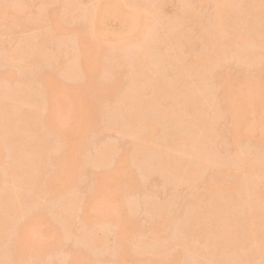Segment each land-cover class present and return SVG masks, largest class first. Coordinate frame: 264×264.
Wrapping results in <instances>:
<instances>
[{"label":"rangeland","instance_id":"374dc122","mask_svg":"<svg viewBox=\"0 0 264 264\" xmlns=\"http://www.w3.org/2000/svg\"><path fill=\"white\" fill-rule=\"evenodd\" d=\"M0 1H2V4H0V5H2V8H3V4H5L6 7L8 6L7 7L8 9L11 6H13L12 3H11V0H0ZM12 1L14 3L15 2H19L18 0H12ZM20 1H22V2H20L22 5H23V1H24V5H25V8H26V10H25L26 12H24L23 15H22V16H24L23 19L24 18L26 19V20L24 19V21L26 22L27 20H30V22L27 21L25 24H30L33 21H36L37 25H35L36 23H34V26H33V23H32V25L30 24L26 28L24 26V29H23L22 26H18L17 23H15V20L10 17V13H12L11 14V16H12L13 13H14L12 10H14V9L11 8L12 12H10V10H8L9 13L2 12L3 14H1V12H0V24L3 22V18H5V16H3V15L8 14V16L6 15V18L4 19V22L8 26H6V24H1L3 26L5 25V27H3V26L0 27V93H3V95H5V93L6 94H8V93L11 94L13 92L12 94L15 95V93L16 94H18V93L21 94L20 91L22 90L23 91L22 94L24 95L23 96L24 98H25L26 93H27L28 97H26V99L27 100L29 99V103H30L31 99L36 102L35 98L37 97V95H38V97H39V95H41L39 98L40 99H44V101L42 100L44 102V104L42 105L40 103L41 102L40 99H39V101H40L39 103L42 106H40V104H38V105H36L37 107L35 106L36 109H33L34 108L33 104H35V103H33V104L30 103L32 105V107H31V105L24 104L25 107L29 106L33 110H36V112L38 113V116L40 114V117H41L42 115L46 114V112H44L43 111L44 109H42V108H44L43 107L44 105H47V100L44 98L45 95L43 93L45 92V93L48 94V92L50 91V89H48L46 86L43 87V85H41L42 77H43L44 74H47V73L51 72L50 74L51 75H55L56 79L60 80L63 84L71 86V87H77V88L79 87L78 89H81V90H77V91L72 92V93L69 92V91L64 92L62 90H59L57 92L58 93V110H59L60 113H65L68 110H72V112L75 113V115H76V118H74V119L85 118V120L87 119L91 125L94 124V125L98 126V128H101L102 126H104L102 128H106L105 127L106 126L105 123H107V125H108V123H110L112 118H113L112 115H114L115 113L117 115H121L122 114L123 117L122 116H118L117 117V115H116V118L113 119V120H116V121L112 120L114 123L111 122L109 124L110 126L108 125L109 128L107 127V129L96 130L93 133L88 135V137H87L88 138L87 139L88 148H87V150H85L86 151V153H85L86 156L84 155V157L86 158L87 154H88V157L86 158V160L84 159V161H87V162H84V164H83L85 166V169L87 170L86 172L88 174L84 173L85 176L81 175V177L82 176H84V177L76 179V180H73L72 178H68L66 176L65 179H64L65 182L61 183V184H59V179H58L59 176H58L57 179L55 180V183H54V188L57 191H53L52 188H50V186L48 187L47 177H45L43 175L46 172L41 174V175H39V176H42V175L43 176L39 177L38 180H37V178H35L36 181H35V179H33L32 180L33 182H31V185H30V183H29L30 180L28 179V178H30L29 174L28 175L25 174V172H23L22 169L19 170L20 169V164L18 162H15L16 163V168L19 165L18 169H15V170H17V171L19 170L20 172H22V173H20V172L16 171L17 173H19L22 176V178L19 177V178H21L20 180H23L25 175L28 178L25 177L27 179H24V181H20L19 178H18L17 180H19V182L15 183L16 182V180H15V181H13L14 183L12 182L11 184L9 183L10 181L7 180V177H8L7 176L8 175L7 172H9L8 169H10V168L12 169V165L15 164V163H13V161H14L13 158H15L14 157L15 152L19 151V154H22L20 152H25L26 149H25V146L23 147L22 145H19V148L23 147V148H20V149H22V150L25 149V150L21 151V150H19L17 148L15 149V146H14L15 143L13 142L14 140L13 139L11 140V137L14 135V134L11 133V130H12L11 129L10 133L12 134V136H9L8 132H6V133L10 137V140L13 143L12 146L14 147V149L12 150V152L9 151V149L11 147V146H9V145H11L10 144L11 141L8 138L4 139V137L7 136L6 133H5V128H6L5 126L9 125L10 122H12L11 124L13 125L15 123L14 125L16 126V128H17V125H19L20 127L22 126V129H23V126H25L28 122L24 123L25 125H23V122H22L23 119L21 120L20 116L23 113H24V115L27 114L26 112H28L27 110H29L30 108L28 107V109H26V111H24L25 109H24V106L22 105L24 110H22V113H21V107L19 108L18 105H17L18 108H17L16 105H14V106H16L15 109H14L13 105H11L13 108L11 106L7 105V106H9V107H11L13 109V110L11 109V113H9V112L7 113L9 108L7 109V106H5L4 104H2L3 106L2 105L0 106V144L3 147V149H4L3 154L5 155V157H4L5 159L3 161H0V176L3 175V178H4L5 182H6V184H4V186H6V189H5L4 186H3L4 188L3 187L1 188V190L5 189V191L3 190L5 192V194H1V190H0V199H1V201H0L1 202V205H0V221H1V219L6 221L5 218L8 219L7 221H9V223L11 221H13L10 224L7 223V225L9 226L8 228H7L6 224H4L2 226V222H1L0 228L3 227V229H4L5 225H6V228H5V232L4 231L2 232L3 229H0V233H5L7 235V237L5 236V234H3V235L0 234L1 235L0 236L1 240L0 241H2V243L0 242V264H68V263L70 264L71 260H72L71 256H74V253H77V251L78 252H84V250H85L84 253H87V252H88V254L90 253V255H88L89 257L91 256V258H92V259L90 258L91 259L90 262H89L90 264H92L91 261H94L93 262L94 264H102L103 260H106L103 263L109 262V260H110V262L108 264H118L119 257H120L122 249H119V247H120L119 246L120 245L119 242L120 241H118L119 239H118V230L117 229L119 228L118 224L121 223V221H122L125 209H126L127 212H131L132 210H130V209H134L135 210V211L134 210L133 211H134V214H136L135 217L137 218L138 226H139V229H140L139 230L140 232H138L135 236L134 235H130L132 238L130 239V241H128L129 242L128 243L129 244L128 245V251L129 252L131 251L130 252L131 255L132 256L134 255L136 259L139 258L138 260H140V257H141V260L138 262V264H144L143 263L144 260L149 258V256H151V255L155 256V254H156L155 251L156 250L153 251L152 249H156L158 244H156V246H155V244H153L154 246L152 245L153 247L150 248L151 245L148 244L147 242H148L149 237H150L151 234H150V232H148L150 234L148 236L147 235L148 234L147 231H150V228H151L152 224H154L156 222L155 219L157 220V216L161 217L162 215H166L168 213L167 211H169V210L172 213V214L170 213L171 214L170 216L173 215L172 217H174V218L177 216L176 219L177 218L178 219L176 220V219L173 218V220H172L173 223L175 221V226H172V225H174L172 223L171 227L172 228L174 227V229H172V231H171V229L169 230L170 231V236H169L168 240L166 241V243L165 242L162 243V245L165 243L164 244V248L163 247H158L160 250H158V248H157V250L159 252L160 251L163 252L162 249L164 250L165 253L162 254L163 255L162 258H165V257L167 258L169 255H170V257L175 255L179 259H181L180 260V264H200L201 260H202L201 264H207V263L208 264H217L219 259L216 262L215 256L213 255L214 257H212L211 253L208 252V250H207L205 245L202 246L203 245L202 243H196L200 238H202V236H201L202 235V233H201L202 231L200 229L201 223H199L196 226L197 231H196V234H195V238H194V236L192 238V237H189L188 234L186 235V232H188L192 228H194V227H192V225H190L191 221H189V223H188V221H186V219L189 220L190 219V215H191V218H192V216L194 215L193 211H195V213L200 212L199 210H201L202 208L204 209L205 208L204 206L207 207L211 202L215 201L214 197H213L214 199L212 198L213 200L208 199L209 201L204 200V199H203L204 201L196 199V197L198 198V196L204 191V189L202 188V186L204 187L203 183L205 182V180H204L205 178L203 179V177H204L203 175H206V177L208 178L210 174H213V170H210V171L207 170L208 174L207 173L205 174V172L203 173V175H201L202 173L198 174L197 177H196V178H198V180H197L198 183L196 182V180H195L196 183L194 181L191 182L189 180H188V182H187V180L186 181L183 180L184 182H182L181 181L182 179H180V182L179 181L175 182V179H179L175 175V172H176V170H178L177 168L179 167V163L180 164L184 163V162H182L183 160L177 161L178 163L176 161H175V163H173L174 161L173 162H169V165L171 167L174 165V167H172V170H171L170 166L169 167L168 166L165 167V168L168 167L170 169H163L164 165L162 166L161 165L162 163L157 161L158 158H157V160H156V158L154 159V160H156V162H154V160L150 161V159H152L154 157H157L155 155L151 156L152 158L149 157V155H151L153 153H151L150 151H146L147 149L145 150L143 148L144 151L146 152V153L143 154L142 153L143 150H139V148L141 149V147L137 148V150H136V146H138V145L135 146L136 143L134 142V146L135 147L133 146V141L135 140V139H132L133 136H131L133 131L131 133L130 132L131 131L130 128L127 127V126L130 125V122L128 123V120L131 119V117L133 116L131 111H129V110L130 109L134 110V109H132L133 107L131 108V106H130V104L132 105L134 102L132 103L133 100H131L129 95L131 96V93H133L131 97H133V95H134V98H136V99L140 98L142 100L145 97L147 98V100H149V98L150 99L152 98L153 100H150L149 102H151V101L153 102L155 100V98H154L155 95L154 94L156 92H154L155 89L153 90V88L155 86H153V88H152L151 85L152 84L155 85V81H157V80H160L159 82L161 84L163 83L162 81L165 80L166 83L168 82V84H166V83L165 84L168 85V86H170L169 84H171V87H172V85L176 84L175 88L173 87L174 91H175V89H176V91H179V86H181V84H178L179 82L178 83L177 82L174 83L176 81V77L174 76V73H172V75H173V78H172V75H169L170 73H168V72H174V70H175V68L171 67L172 65H170V62L173 61L171 64H174V62H175L174 65H176V63H177L176 59L178 60V63H180L181 61L177 57H176V59H175V57L172 58V56H175V55H171V58L173 60L170 61L171 60L170 55H169L170 53L171 54H176L177 52L173 53V51L175 52V50L178 51L179 49L182 48L183 51L179 50V51H182L180 53V55H183L185 57L184 60H186L187 63H188V61L190 62V57L192 56V53H193V55L196 54V56L193 59H196V57L199 58V59L205 58L209 54H208V51L206 49L207 47L203 44L202 41L201 42L199 41L201 39L200 38L201 37L200 34L208 33L209 31L207 32V30H209L210 27L214 26V24L215 25H217V24H222L223 25L224 29H222L221 34L224 36L225 42L232 43L233 42L232 41V34L234 33V30H239V31H243V32L249 31V33H255L256 32V30H255L256 27H254V29H252L253 26H254L253 24H255V26L257 24V27L260 26V24H263L264 21H262V19L264 20V18L262 16H260L259 14H258L259 17H258L257 14H255V15L252 14L250 12L251 10H249L252 7L249 8L250 4L248 2L246 3L245 2L246 0H244V1L243 0H241V1L239 0L240 1L239 4H242V5H240V8H238V9L241 10V11L238 10V13L240 12L237 15L239 17V19H238V17H235L237 13L234 11V8L232 6V2L234 0H197L195 3H193L194 5L192 4V6H193L192 8L190 7L191 6L190 4H186L188 2H185V4H183L184 2H182V1H187V0H182V1L181 0H170V1L168 0L169 2L165 3L166 5H162L163 7L161 6V4H158L159 3V2H157L158 0H117L124 7L125 6L128 7L126 9H128L130 12L139 13V14H142L143 16H145L147 24L149 26V30L153 29V30H151V33L155 34L154 37H157L156 39H158V40L160 39V36H161L160 34L161 33L163 34V32L159 31V29H161V28L162 29H166V30H164V32L165 31H169L170 29L167 30V28L169 27L168 25H170V23L172 24L173 22H175L172 25L173 27L170 25L171 27H169V28L172 29V31H173L172 34L175 33L174 36H177L176 33H178V32H174V31H176V29L178 28L179 24L183 25L182 24L183 22H181V21L184 20L185 16L188 19V17H187L188 14L184 15L187 12L185 10L189 9L190 12H188V13H191V12L193 13L194 12L192 14V16L195 14L196 17L198 16L200 18V20H202V21L199 22L198 24H196V23L194 24V23H191V22L189 23V25L191 26L190 31L192 32V36L193 35L195 36V37H192V40H193V38L195 39V40H193V42H194L193 45L194 46H192V44L190 43L191 44L190 46H191V48L193 50L190 47H187V45L189 46V41L187 40V36H186V39H184L185 36H184L183 33H182L183 37L182 36L180 37V35H178V38L181 39V40H178L176 42V49L174 50L172 48L175 45L169 47V49L172 50V51H170V53H169V49L168 48H164V50H163V47L166 46V45L161 47L163 44L161 45V44L155 43V44H157V46L155 44H153L155 38L152 36L153 39H151V37L148 34L149 30H147L146 33L143 32L142 34H139L137 39H134V40L133 39H127V38H120L119 37V38L115 39V41L113 43H111V44H108V45L101 44L99 49L96 50V51L91 50V49H87V50H89L92 53V57L96 61L92 64V71H93L92 73L93 74L91 76H87L86 77V75L84 73H81L83 71L81 69L83 53L80 50V48L77 46L78 35L75 33V30H77L79 27L87 26V18H88L87 14L92 12L94 7L97 6L100 3V1L102 2V4H104L107 0H53V2L52 1H47V0H20ZM68 1H71V4ZM244 2L247 5L244 4ZM253 3H255V5H258L259 8H262L264 10V0H253ZM6 4H8V5H6ZM157 4L159 5V7H158ZM5 6H4L3 9L1 8L2 11H6L7 10ZM71 6H73L74 8H72ZM4 9H6V10H4ZM255 10H256V8H255ZM183 11H185V13ZM252 11H254V10H252ZM119 12L123 13L124 11L119 10ZM52 13L56 14V17H57L59 23L63 27H65V29H67L68 32H69L66 35H64V32L60 33L61 36H62L61 38H58V36H60V35H58L56 37L57 34H54L55 33L54 32V28H56V27L53 26V21H54V19L56 17L54 18ZM181 14L184 15L183 18H181L182 17V16H180ZM263 14H264V12H262V15ZM1 15H2V18H1ZM188 16H190V14ZM7 17L9 19L11 18L12 20H14V23L12 22L11 19H10L11 21L7 20ZM240 17H241V19H240ZM179 18L182 19V20L180 19L181 23H179V21L177 22V19L179 20ZM37 20L38 21L40 20V21L38 22ZM191 20H192V17L190 18V21ZM176 23H178V24L175 26ZM200 23L201 24L203 23V24L199 25ZM163 24L166 26L165 28L162 27ZM174 26L177 27V28H175ZM205 26H208V28H209V29L206 30V33H205V29H206ZM61 29L62 28H60L58 32H61ZM180 29H182V28L180 27ZM250 29L253 30V31H250ZM157 32H159V33H157ZM170 32H171V30H170ZM158 35H160V36L158 37ZM29 36H31L30 40L32 39V37H33V39L36 40L35 44H37V45H35V47L37 46L36 48H38V51H37L36 48H33L32 44L31 45H32L33 49H30L31 47L30 48L28 47V46H31V45H29V43H26V41L27 42L29 41V42H32V43L35 42V41L33 42V39L30 41L29 40ZM27 37H28V39H25ZM197 37H199V38H197ZM56 38L58 40H56ZM263 38H264V36H263ZM37 40L38 41L41 40V41L38 42ZM151 40H153V41H151ZM192 40H191V42H192ZM261 41L263 42L264 40L261 39ZM25 43L27 44V46H26ZM145 43H147V44H145ZM180 43H181V46L180 45L178 46L177 44H180ZM22 44H24L26 47L24 45H22ZM39 44L40 45L42 44L41 47L39 46ZM143 44L145 45L146 48L148 47L147 46L148 44L149 45L152 44V45L149 46L151 48H149V49L147 48L146 53L148 54L147 55L148 59L150 57L153 58L154 54H157L154 57V59L156 58L157 60L155 59V61H154V59L150 58V60H152V61L148 60V62L145 63L146 67H144V66H142V68L140 67L142 70L143 69H145V70L142 71V70H140L138 68L139 71H137L138 69L134 70L136 67L133 66V62H132V64H129V62L131 63V61H128L125 58H127V56L129 58L130 55L132 54V52L135 50L133 52L134 55L132 56V57H134L136 55L135 52L136 51L138 52V49L140 48V46H144ZM110 45H112V46H110ZM153 45L156 46V50L157 51L154 50L155 48L153 49L154 51L152 50V47H154ZM19 46H21L22 49H24V47L27 48V49H30L31 53H33L32 51H34V49H36L35 51L38 53V54L35 53V58L34 59H32L30 62L28 61L29 63L27 62L29 64L28 68L30 67L29 69L26 68L24 66L25 64L22 63V62L19 63V61H15V60H14V62H12V60H11L12 58L10 59V61H8L9 58H10L9 53L15 51L17 48H19ZM158 46H160L162 48V51H159L160 49L158 50V48H159ZM168 46H170V45H168ZM168 46H166V47H168ZM122 47H124V48H122ZM125 47L127 48V50H126ZM108 48H111V49H108ZM120 48L124 49L122 51V54H124L123 57L125 56L124 57L125 60L122 59L123 57H120V60L118 58L120 56V54H118L117 52H118V50ZM121 49H120V51H121ZM150 49H151V53L149 52ZM190 49L193 52L189 51ZM128 50H132L130 52V54H129ZM166 50H167V52H166ZM179 51H178V54H179ZM126 52H127V54H126ZM259 53L261 54V58H264V49H260ZM33 54H32V58L34 57ZM36 54H37V57H36ZM41 54H43V55H41ZM116 54H118V55H116ZM150 54H151V56H150ZM160 54H161V56H163V55L164 56L160 57ZM6 55H7V57H5ZM49 55L51 57L52 56L53 57L51 58ZM165 55H167V56L169 55L168 57L170 59L168 60L167 56H165ZM47 56H49L50 58H47ZM45 57H46V59H45ZM165 57H166V60L164 61ZM131 58H130V60H131ZM35 59H36V61H35ZM161 59H163V60H161ZM33 60H34L35 63L32 62ZM159 60L165 62L166 65H168V63H169L170 66H168V67L169 68L171 67V68L169 69L165 65V63H163L161 61L159 62ZM261 60L263 61V59H260L259 60L260 62L259 61L256 62V61L252 60L253 62L250 64V66H245L244 64H241L237 60H234V59L232 60L231 59V60H228L227 62L223 63V65H221L220 67H216L215 66V67H212L210 71L208 70V73H209L208 75L209 76L205 80H204V78L206 76L203 79L201 77H199V75L196 76L198 78H196L194 80L195 81L196 80H198V81L201 80V82L197 81L198 82L197 84H199V83L203 84L204 86L202 85L201 88L204 87L203 88L204 90H202L199 93V97H198V95H197L196 98L189 96L190 101H191V98L194 99V100L198 98L197 99L198 101L195 100V101H192L191 103H189L190 101L187 102V98L188 97L187 98L185 97L186 99L183 98L184 100L181 99V101H178L179 99H175L176 102L177 101L179 102L178 104H180L183 101L184 104L187 103V105L182 107L183 113L182 112L181 113L183 114L182 115L183 117L181 119H184L183 122L181 121L180 122L181 124H178L180 126H178V125L176 126V127L181 128V129L183 127V129H182V131H180L181 129L178 128L179 129L178 130L177 128H175L173 126V129H174L173 131L174 132L171 135V137H174L173 135H174L175 131L176 132L178 131L177 132L178 134H179V132L180 133L184 132L183 130L186 131L187 128L189 127L188 125L192 124L194 121L198 122V121L201 120L199 117H202V120H203V119H207L206 117L209 116L210 117V121H213L214 116L216 117V116L220 115L221 116L220 119L223 118V117L224 118H223V120L221 119L222 122L218 121V123H221V124L217 123L218 124V125H216L217 128H216V126L213 127L214 131L216 130V132L218 133V134L215 133V135H218V136H215L217 138H216V140L214 138V142L215 141L217 142V139L219 138L218 139L219 140L218 144H220V142H221V144L224 145L221 148L223 149L222 150L223 153L225 151L226 155L221 154V155H223V156H221L220 154H218V156L219 157L220 156L221 157H226V158L232 159V160H234L233 158H240V157L251 158L252 157L251 158L252 160H256L258 162H261V160L264 159V156H262V154L264 152L261 153V151L264 150L263 149L264 148L263 147L264 144L259 145V147H261V146L263 147V148L262 147L260 148L261 151L259 152L260 153L259 154L258 150H255L256 147L255 148L253 147V144H252V141H251L252 133H249V132H247L248 134L247 133L246 134L245 133L244 134L240 133V138L237 137L236 135H232L231 133L229 134L230 129L234 128V125H233V122H232V118L230 116H232L233 114L244 112V110H240L241 107H240V109L233 108V109H230L229 112L225 113V115L221 114L222 113L221 111L223 110V106H224L225 91H224V89H223V87L221 85H218L220 83L218 82V77H217L219 75V76H221L223 78L224 81H226V82L229 81L231 84H233V86L231 88V94H232L231 97L237 99V98H239L242 95L243 92H245L246 90L249 89V83H247V79H248V81L250 80L249 78L260 79L258 82L264 88V80H263L264 76H260V73L257 72L258 68L256 67L257 65H259V63H260L259 69H261V67L264 66V62L261 63ZM157 61H158V63L155 64V62H157ZM150 62L152 64H150ZM148 63H149V65H148ZM159 63H162V64H159ZM178 63H177L176 66L180 65ZM19 64L22 67L18 66ZM22 64H24V65H22ZM129 65H131L132 68ZM150 65L151 66L154 65V66L151 67ZM160 65H162V66H160ZM182 65L185 66V64H182ZM76 67H77L78 70L75 69ZM186 68H190V67L186 66ZM146 69L148 70L149 73L147 72L148 74H146V73H144L143 75L141 74L140 75L141 76L140 77L141 78L140 79L141 80L140 86H139V83H137V85L139 87H141L142 85H144V82H146V81H147L148 84L146 83L144 86H142V89H143V92L141 91V95L142 96L138 95L139 97L137 98L136 97L137 96V92H140V91L139 90L135 91V88L133 87L134 88L133 89L131 87L133 84H134L133 86L137 87L136 81H135L137 79V75H135V73L136 74H137V72L143 73V72L147 71ZM172 69H173V71H172ZM9 70H11L13 75H14V77L12 79L4 76V74L7 71H9ZM168 70H171V71H168ZM186 70H188V69H186ZM192 70L193 69H191V71ZM73 72H75L76 74L74 73V75H73L72 74ZM186 72H188V71H186ZM145 74L148 75V77H150L151 82H149L150 80H148L149 78L146 77ZM192 74L196 75L197 73L193 72ZM133 75H135L136 77H134ZM154 75H155V78H153ZM158 77H160L161 79L160 78L157 79ZM166 77H169V78H166ZM177 78H179V77H177ZM190 78L192 80L191 76H190ZM222 78L219 77V79H222ZM143 79H145L146 81L143 82ZM131 80L134 81L135 83L132 82ZM169 80L172 81V82H170ZM178 80L179 79H177V81ZM113 81L114 82L115 81H119L120 82L121 86H119V89H117L118 90L117 91L118 94H116V96L118 95V96H120V97H122L124 99H122L120 97L118 98V96H117L116 98H113V100L111 99V101L110 100L109 101L108 100L107 101L104 100V102H102L101 100H99V101L95 100L96 97L101 94V91H100L99 87L101 85H103V84L104 85H106V84L109 85L111 82L113 83ZM131 82L133 83L132 85H131ZM122 84H123V86H122ZM201 84L199 86H201ZM89 86H92V88H93V89H91L92 91L90 90ZM147 86L149 87V89L146 88ZM139 87H137L136 89H138ZM144 87H145V89H144ZM205 87H207L209 89L208 91H212L213 90L212 94L208 93V95H209L208 98H210V99H208V101L211 100L212 98H213L212 100L214 101V96H215L216 109H214V110H215V113H216V112H218L216 110H218V108H219L220 111H219L218 115L214 114V112L212 110L214 107L212 109H209V111L211 112V113H209L210 115L208 113H206L208 116L207 115L206 116L203 115V112H204L203 110H202L201 113H199L200 112L199 110H201V109H195L197 107H195L193 103L198 102V105H196L197 103L195 105L196 106H200L199 105V101L201 99L199 100V98L202 97L201 96L202 94L204 95L206 93L205 91L207 90V88H205ZM29 88H30V90H29ZM171 89H170V92L173 91V89L172 90ZM27 90H29V91H27ZM151 90L154 93L151 92ZM17 91H18V93H17ZM24 91L25 92L27 91V92L24 93ZM30 91H31V93H30ZM28 92H29L30 95L28 94ZM119 92H120V94H119ZM180 92H182V90ZM202 92H205V93H202ZM57 93L56 94H52L51 95V99H53V98L56 99ZM121 93H123L122 96H121ZM135 93H136V95H135ZM171 93L175 94L174 92H171ZM179 93L177 95L178 98L181 97V95ZM185 93L186 92L184 90L183 91V95ZM31 94L36 95V97L35 96L32 97ZM42 94L44 96L43 98H42ZM152 94H153V96H152ZM206 94H205L206 97L204 96L205 99L208 96ZM179 95H180V97H179ZM185 95L188 96L187 93ZM94 97H95V99H94ZM127 97L130 98V99L128 100ZM136 99H134V101ZM128 101H130V102H128ZM206 101L207 100H204L205 103H206ZM176 102L174 104H176ZM201 102H203V101L201 100ZM204 102L202 103V105L204 104ZM134 104H133V106H134V108H136L137 106L135 107L136 104L135 105ZM212 104H213V102H212ZM202 105H201V107H202ZM208 105L210 107H208ZM213 105H215V104H213ZM127 106H128V109H126ZM186 106H188V107H186ZM193 106H194V110H196V111L198 110L199 112H195L194 110L192 111V109H188L189 107L193 108ZM203 106L204 107H202V108L204 110L206 109V107L211 108V105L209 103H207L206 105L204 104ZM217 106H219V107H217ZM4 107L7 110H5ZM37 108L41 109L40 112H38ZM117 108H119V112H121V113L118 114L117 112H114L115 110H117ZM32 109H30L31 112L33 111ZM30 110H29V112H30ZM112 110H114L113 114L111 113ZM190 111H192V112H190ZM209 111H206V112H209ZM36 112L33 111V113H34L33 116H35V118H37V116L35 115ZM128 112L131 113L130 118H128V116H129ZM194 113H195V116L193 115ZM197 113H199V114H197ZM212 113L214 114V116H213ZM8 114L9 115L11 114L10 115L11 117L7 116ZM110 114H111V116H110ZM126 114H127V116H125V118H124V115H126ZM134 114H136V113H134ZM196 114L198 116L200 115L198 117L200 120L198 118H196L197 117ZM201 114L203 116H201ZM27 115H29V114H27ZM26 116H25V119L23 120L24 122H25L26 119L28 120V118H26ZM204 116H205V118H204ZM30 117H31V114H30ZM30 117H29V120H30ZM40 117H39L38 120H40ZM110 117H112V118L109 121ZM32 118H31V120H32ZM35 118H33V119H35ZM43 118H45V116ZM119 118L121 119V121H120ZM197 119H198V121H197ZM125 120H127V123H125ZM32 121H30V122L33 124ZM35 121H37V120L35 119ZM118 121H120V122H118ZM69 122H71V121H69ZM39 123L36 122V124H38V125L35 126L36 129H34V130L36 132L37 131L39 132V133H37L38 137L40 135L42 137V140L40 139V142L42 141L41 145L39 144L40 146L36 145L37 144L36 140L38 139V137H37V139L34 137V135H36V132H35L34 135H32L31 132L28 135V131H27V130L30 131V128L32 129V127L34 126L35 122H34L32 127L29 126L30 123L27 124L29 127L26 126V128H29V129L24 128L23 130L24 131L26 130L25 133H24V131L21 128L19 129V130H21V132L23 131L22 133L26 135L25 136L26 140H29V142H30L31 139H33L32 136L34 137V140L36 139L35 141L33 140L34 141V144L32 143L33 145H31V143H28V144L24 143L25 145H29L31 147L33 146L32 150H31V147H29L30 148L29 149L28 146H26V148L29 149L27 151L29 153V155H28V153H26L28 155L27 159L31 160V159L38 158V157L45 159L46 156L45 157H40L41 155L39 153L35 155V153H37L40 150L39 149L36 150L34 148V146L35 147L39 146L38 148H40L42 146L43 142L46 145L45 150L48 153V154L44 153V155L47 154L48 157L50 158V160L52 159V157L56 158L55 156L60 157L64 153L65 148L67 149L72 144L77 146V144L74 143L73 140L70 139L69 137L64 138L63 140L60 139L58 141V139H57V137L55 135V132L52 129L54 128L55 130L61 131V130H63V126L58 125L57 122H55L52 125L53 128L45 126L46 124L44 123V120L39 122ZM119 123L120 124L122 123L123 125L121 124V126H120ZM111 124L113 126H116L117 124H119V125L117 126V128H115V127H112ZM214 124H216V123H214ZM12 125H11V127H12ZM124 125H126V126H124ZM99 126H101V127H99ZM39 127H40V130H38ZM111 127H112V129H111ZM7 128H8V126H7ZM14 128L15 127H13V130H14ZM16 128H15L14 131H17ZM168 128L170 129V126H168ZM168 128H167V130L165 129L166 131L165 130H163V131H164L165 134H167V138L168 139H166V140L170 141L171 140L169 138L170 135H168L169 132L168 133H166V132L167 131H171L172 127H171L170 130ZM9 129H10V126H9ZM9 129H6V131H9ZM127 129L130 130L129 132L131 134L129 132H126ZM131 129H132V126H131ZM163 131L161 132V135L158 133V135L156 134L158 137H155V138H157L155 141L159 142L158 144L161 143V145L162 144L164 145L163 141L165 140L164 138H166V135L165 136L162 135ZM19 132H18V135L21 134ZM3 133H5L6 136ZM177 133H175V134H177ZM3 135H4V137H3ZM16 135H17V133H16ZM27 136H29V139H28ZM161 136H163V138H160ZM177 136H175V137H177ZM13 137L16 139L15 135ZM23 137L24 136H22V138ZM17 138H18V136H17ZM159 138H160V140H159ZM6 139H8V141ZM9 141H10V143H9ZM33 141H31V142H33ZM38 141H39V139H38ZM214 142H213V144H215ZM167 143L168 142H166V144ZM213 144H212V146H213ZM45 145H43V146H45ZM216 145L217 144H215L214 146H216ZM254 146H257V149H259L258 145L254 144ZM7 147H9V148H7ZM132 147L138 153L141 152L143 156L144 155L146 156V157H143L144 160H140L142 158V155L140 153H139L140 154L139 156L141 158L139 157V159H137L138 158V157H136L137 154H135L134 152L131 151ZM219 147H220V145H217L216 147H213V149L217 148V149L220 150ZM78 148L80 149V145L78 146ZM123 149H128V151H130V153L132 155V156L130 155V157L134 156L136 158H134V157L133 158L136 159V161L138 160L137 163H136V161L133 158H130L132 160L129 163L131 172L135 174L136 185L131 188L130 187L131 183H132L131 181H127V182H124L122 184L114 183L115 174H112V175L110 174L106 178V180L104 182V186H103L106 190L108 189L110 191V194L104 193L103 195H99V196H97L95 198H91V201L92 200L96 201L99 198V202L97 204L94 203V207H95V209H97V216L95 215V219L94 220L88 221V222H95V223L86 224V222L82 219L85 210L81 206H83V202L86 199H88L91 196L92 192H93L92 190L94 188V185H93L92 177H93V175H95V176L99 175L101 172H103V171H105L107 169L105 166H102L103 168H99L100 167L99 165L95 166L91 162H93V160L97 156H99L100 154L103 155L105 152H107L106 154L108 155V157H110V155H114V153L119 154L120 150L122 151ZM30 150L32 152H34L36 150V152L34 154H32V152ZM43 150L41 149V151H43ZM135 150H133V151H135ZM214 150H212V151H214ZM72 152L74 154V157H76L77 156V148L76 149L75 148L72 149ZM216 152H217V150H216ZM219 152L220 151H218V153ZM250 152H252V153H250ZM147 153H148V155H147ZM257 153L259 154V158L257 156ZM19 154H16V157L19 156ZM41 154H42V152H41ZM106 154H104V155H106ZM30 155H32V156H30ZM33 155H34V157H33ZM37 155H39V156H37ZM260 155H261V158L263 157V159L260 158ZM31 157H33V158H31ZM111 157L109 159L113 160L114 156H111ZM229 157H231V158H229ZM255 158H258V159H261V160L259 161V160L255 159ZM27 159L25 161H27ZM89 159H91V162L89 161ZM115 159H117V158H114V160ZM145 159L147 161H150L151 164L146 162ZM50 160L47 159V162H45V163H50ZM139 161H141V162H139ZM143 161H145L149 165L145 166L143 164L144 163ZM45 163L44 164L42 163V164L45 166L46 165ZM155 163H157L158 166ZM42 164H40V165H42ZM43 165H42V167H44ZM160 165L163 167V168L161 167L162 170L161 169L157 170L160 167ZM47 166H48L49 170L52 169L51 168L52 167L51 164H49ZM181 166H182V164H181ZM6 167H7V171H6ZM44 168H45V171L48 170V169H46V167H44ZM49 170H48V172H49ZM164 170H167V171H164ZM173 170H175V171H173ZM54 171H56V169H54ZM164 173H166L167 176ZM232 173L235 176L243 178L242 172H239V171H234L233 172L232 171ZM23 174H25V175H23ZM125 174H128V169H126ZM169 174H172V175H169ZM173 174L175 175L176 178L173 176ZM167 177H168V179H167ZM25 180H27V183L29 184L30 187H32V185H34L33 186L34 188L32 187V189H33V192H34V190L36 192L35 193L36 198L32 197L33 192L31 190V188L28 186V184L27 183L26 184L23 183V182H25ZM7 181H9V182H7ZM17 184H20V185L23 184V185H25V187L27 186L29 189L28 188H25V189H27L28 194H30L29 192L31 191L32 195L31 194L28 195V196H27V194L25 195V193H27V192L24 191V188H23L24 186L22 185L23 187L21 186V188H16V187L20 186V185H17ZM11 185L14 186L17 190L20 189L18 191H20V192L24 191L25 192L24 194L22 193V195L27 197L26 200H25L26 202L27 201H29V202L31 201V203H29V204H28V202H27V204L26 203L24 204L26 206V207H24L26 209V211L24 209L23 213L27 212L25 214L24 221H26V219H29V217L30 218L35 217L36 218L35 220L38 221L37 225H40L39 231H40L41 237H42V239L44 241L43 242L44 247L42 248L44 256H42L43 255L42 253H41L42 255L41 254H39V255H41L40 257H44V258H40L38 256L39 257V260H38V257H34V256L30 255L32 258L28 257V259H26V261L23 260V259H20L21 260V262H20L19 258H17L18 259V261H17V259L14 258V256L12 255V253H13L11 251L12 243L8 244V240H9V242H12L13 237L16 238L17 235L14 236V234H15V232H18V231L21 230L22 227L19 229V222L23 221V217L24 216L21 213V215L23 217L21 218V215H19L18 218H17V216L13 215L14 214L13 212L10 213L11 211L8 208H7L8 209V211H7L6 208L3 207L4 205L2 204V201H3V199H5V196L3 197V195H6V197H7L8 196L7 195L8 192H6V191H8L10 188H12V190L15 189ZM129 188H131L132 192H129V194H127V192L129 191ZM21 189H22V191H21ZM121 190H123V192ZM4 192H2V193H4ZM39 192L41 193L40 196H39ZM123 193H125V195ZM119 194H122V197L124 195V197L122 199H120L119 201H117L116 196L119 195ZM128 195H130L131 197L130 196L128 197ZM76 198L78 199V201H77L78 204L76 203V205H75L74 203H75V200H77ZM32 200H34V202H32ZM68 200H70L71 202L73 200L74 201H73V203L69 202V203L65 204V206H64L63 203H65ZM80 202H81V204H80ZM232 203H233V206H232L233 208L235 206V208L238 209L240 205L244 206L242 203L236 202V201H233V200L230 201V204H232ZM236 203H238L240 205H238V204L236 205ZM72 204L75 205V206H72ZM152 204H155V206H158V208L160 206V209H162L163 206H166L167 208H163V209L164 210L168 209V210L167 211L165 210V213L161 214V212L159 211L160 209L158 210L154 206L156 208L157 212H159V214L157 215L155 212L152 211L154 209V207L152 208V210L150 209L153 206ZM212 204H210V205H212ZM60 205L64 206V207L69 205V207H71L69 210L73 209L72 207H74V208L76 207L75 209H73L72 216L70 215L71 217H73L72 221H74V222L72 223L71 220L69 221V219H72L71 217H69V219L68 218L66 219V221L71 222L70 224H73V226H71L72 228L70 227L69 223L67 225H65V223H67V222L65 221V219H62L63 217L61 215L63 214L62 213L63 211L61 212V209H60L61 206ZM132 205H133L134 208L133 207L131 208ZM129 206H130V208H128ZM69 207H66V208H69ZM3 208L5 209V211H4ZM240 208H242V211L245 210L244 209L245 206H244V208L240 206ZM240 208L238 210L236 209V211L241 210ZM99 209H102V212H99ZM163 209H162V212L164 211ZM59 210H60V212H59ZM69 210L68 211H66V210L64 211L65 215L67 214L66 212H69L68 215L70 214V212L72 210L71 211H69ZM154 211H155V209H154ZM32 213L34 214V216L32 215ZM154 214H156L157 216L154 215ZM59 215L62 218H60ZM13 218H15V220ZM65 218H66V216H65ZM11 219H13V220H11ZM18 219L19 220L21 219L22 221L18 222L17 221ZM61 219H62V221H61ZM158 219H159V217H158ZM47 220H50V221L53 220V222L56 223V225L58 227L57 234L60 233V239L59 240H58V238H56V240L51 238L52 235L54 234V232L51 229L49 230L48 227L46 226V225H48L47 224V222H48ZM15 221H17L18 224L17 223L16 224L18 226L16 224H14ZM63 221H65V222H63ZM176 221H177V223H176ZM185 223L186 224L188 223V226L185 225L186 229L188 228L187 229L188 231H185V232L181 233L180 230L181 231L185 230L184 226H183V228L181 227ZM68 225H69V227L71 229L70 233H69V231L66 230V229L69 230V228H67ZM14 226H17V229L14 228ZM175 227H179V228L181 227V228L179 229V228H175ZM189 227L190 228L192 227V228L190 229ZM176 229H177V231L178 230L179 231L178 232L175 231ZM173 230H174V232H173ZM191 231L195 232L194 230H191ZM263 231H264V228H263V230L261 232H263ZM144 232H146V234ZM189 233L191 235L192 232H189ZM19 234L20 233H18V235ZM143 234H145V235H143ZM179 234H185L186 236H188V238H191V239H187L186 236L183 237L184 235L181 236ZM263 234H264V232H263ZM199 235L201 237L198 239ZM2 236L4 238L5 237L6 238L4 239ZM57 236H59V234ZM89 236H91V237L89 238ZM146 236L148 238H146V240L144 241ZM86 239H88L89 241L86 240ZM192 239H194V240L192 241ZM196 239H198V240L195 241ZM3 240H5V241H3ZM100 240L103 242V244H102L103 246L102 245L100 246L101 249L98 248L99 247L98 243L95 245L96 241H100ZM188 240H190V241H188ZM200 240H199V242H200ZM84 241L87 242V243L85 244ZM194 242L197 244V247H196ZM191 243H192V245L194 244V246H192ZM10 244H11V246H10ZM45 244L47 246V249L45 247ZM145 244H147L146 245L147 247L149 246V251H145L144 250ZM8 245H9V247H8ZM141 245H143V246H141ZM140 246L143 248L142 250H144V251L141 252V250H140L141 247ZM191 246H192L193 249H195V248L199 249V253H200L199 255H202L201 258H200V256H198V252H196L197 255L195 253H192L195 250H193L191 248ZM129 247H131V248H129ZM147 247L145 249H148ZM8 248H9V254L11 253L10 257H8L9 256ZM44 248L46 249L45 250L46 252L44 251ZM258 248H260L259 244H258ZM188 249L189 250L191 249L190 253H189ZM81 250H83V251H81ZM151 250H152L153 253L151 252ZM206 250H207V253H203L204 251L206 252ZM253 250H255V249H253ZM256 250H258V249L256 248ZM261 250H262V248H261ZM261 250H259L260 253H261ZM196 251H197V249H196ZM137 252L138 253L141 252V254L144 253V254H148V255L142 254V256L144 258L142 256L139 257ZM147 252H149V253H147ZM154 252H155V254H154ZM253 252L254 251L251 250L249 252V254H246V256L252 255ZM202 253L205 254V255H203ZM157 254L161 255L160 253H157ZM241 256H245V254L242 253ZM249 256L246 257L247 259H245V261H247V262L251 261L250 262L251 264H255V263L261 264V263H258V262H261V260H258V261L255 260L254 261V258L253 259L251 258L253 260V262H252V260H249L250 259ZM198 257H199V259H201L200 261H199ZM209 257H210V259L208 260ZM205 258H207V260ZM234 258L235 257H233L232 260H234ZM13 260H15V261H13ZM228 260H229L228 263L229 262L233 263V261H230L231 258H229ZM238 260H239V263H240V261L242 262V264L247 263V262L242 261L241 259H238V258H237L236 261L235 260L234 261L238 264ZM220 263L221 262H219L218 264H220ZM226 263H227V261L224 264H226ZM232 263H229V264H232ZM250 263H247V264H250ZM262 264H263V261H262Z\"/></svg>","mask_w":264,"mask_h":264},{"label":"bare ground","instance_id":"6f19581e","mask_svg":"<svg viewBox=\"0 0 264 264\" xmlns=\"http://www.w3.org/2000/svg\"><path fill=\"white\" fill-rule=\"evenodd\" d=\"M18 1L19 2H15L14 3L11 0V3H12L13 6H11L9 9L7 8L8 6L6 7L5 4H3V8L5 6L6 9H7V10L4 9L6 11H2L1 10L2 5H0V10H1L0 12H1V14H3L2 12L9 13L8 10H10V12L13 11L14 13H13L12 16H11L12 13H10V17L15 20V23H17L18 26H22L23 29H24V26L26 28V27H28V25H30V24L32 25V23H33V26H34V23H36V21H33V20H32L33 22L31 21L32 23L25 24L27 21L30 22V20H27L26 22L24 21L25 18L23 19L24 16H22L23 13L26 12L25 11L26 8H25V5H24V1H23V5L20 3L22 1H20V0H18ZM47 1H52L53 2V0H47ZM169 1L168 0H158L157 2H159L158 4H161V6H162V5H166L165 3L169 2ZM196 1L197 0H187V1H182V2H184L183 4H185V2H188L186 4H190L191 5L190 7L192 8L193 7L192 4L195 3ZM240 1L239 0H234L232 2V6L234 8V11L237 13L235 17H238L237 15L240 13V12L238 13V10L241 11L240 9H238V8H240V5H242V4H239ZM68 2H70V4H71V1H68ZM245 2L246 3L248 2L250 4L249 5V8L252 7L251 9H249V10H251L250 12L252 14H254V15L255 14H257V15L259 14L260 16H262L264 18V16H263L264 14L262 15V12H264V10L262 8H259L258 5H255V3H253V0H251V1L250 0L249 1L246 0ZM245 2H244V4H246ZM0 4H2V1H0ZM8 4H6V5H8ZM73 6H71V7L74 8ZM158 7H159V5H158ZM11 8L14 9L15 11L12 10ZM126 8H128V7H126V6L124 7L117 0H107L104 4H102V2L100 1V3L97 6L94 7L93 11L90 12L89 14H87L88 15L87 16L88 17L87 18V26L79 27V28L77 27L78 29L75 30V33L78 35L77 46L80 48V50L83 53V56H82V64H81V69L83 71L81 70L82 71L81 73H84L86 75V77L87 76H91L93 74L92 73L93 72L92 71V64L96 61L92 57V53L89 50H87V49H91V50L96 51V50L99 49V47H100L101 44H104V45L111 44V43H113L115 41V39H117L119 37L120 38H127V39H133L134 40V39H137V37L139 36V34H142L143 32L146 33L147 30H149V26L147 24V21H146V17L145 16H143L142 14H139V13H132V12H130ZM255 8H256V10H255ZM119 10L124 11V12L121 13V12H119ZM252 10H254V11H252ZM185 11H187V12L184 15H187V14L189 15L190 14V16L187 15V17H188V19H187L186 16L184 17V15H182V14L180 15V16H182L181 18L184 17V20L185 19L186 20L185 21L184 20L181 21V22H183L182 23L183 25H180L179 24L178 28L175 27L178 23L175 24L174 27L177 28V29L174 32H178V33H176L177 36H174L175 33L172 34L173 31H172L171 28H169L175 22H173L172 24L170 23L171 26L167 24L169 26L167 28V30L170 29L171 32H170V30L164 32V30H166V29H162V28L159 29V31H162L163 32V34L162 33L160 34L161 36L158 35V37L160 36V39L159 40L156 39L157 37H154L155 34H152L151 33V30H153V29H150L148 31V34L151 37V39H153L152 36L155 38L153 44H155V43H158V44H161V45L163 44L161 47H163L164 45H166V46L170 45L168 47L164 46L163 47V50H164V48H168L169 49V47L175 45L174 47H172L175 50L176 49V42L178 40H181V39L178 38V35H180V37H181L182 36V33H183L184 36H185L184 39H186V36H187V40L189 41V46L187 45V47H190L191 48V46H190L191 44H192V46H194L193 45V43H194L193 40H195V39L193 38V40H192V37H195V36L194 35L192 36V32L190 31L191 26L189 25V23L191 22V23H194V24L195 23L198 24L202 20H200V18L198 16L196 17L195 14L192 16V14L194 12L193 13L192 12L191 13H188V12H190L189 9L188 10L186 9ZM185 11H183V12L185 13ZM6 15L8 16V14H6ZM6 15H3V16H5V18H6ZM52 15H53L54 18L56 17V14L55 13H52ZM259 15H258V17H259ZM189 17L190 18L192 17V20L191 21H190V18ZM1 18H2V15H1ZM5 18H3V22L1 21L2 22L1 24H6L4 22V19ZM181 18H179V20L177 19V22L179 21V23H181L180 22V19ZM10 19L7 17V20H10ZM238 19H239V17H238ZM240 19H241V17H240ZM14 20H12L13 23H14ZM262 21H264V20L262 19ZM1 24H0V27L3 26ZM202 24L200 23L199 25H202ZM263 24H264V22H263ZM263 24H260V26H258V27H257V24H256V26H255V24H253L254 26H253L252 29H254V27H256V29H255L256 30V32H255L256 34L255 33H249V31L243 32V31H239V30H234V33L232 34V41H233L232 43L225 42L224 36L221 34L222 29H224V27H223L222 24H217V25L214 24V26L210 27V29L208 28V26H205L206 27L205 33H206V30L207 29H209V30H207V32L208 31L209 32L206 33V34H204V33L200 34L201 37L200 36L199 37L201 39L200 40L198 39V40L200 42L202 41L203 44L207 47L206 49H207L209 55L207 57H205V58H202V59H199L197 57H196V59H193L196 56V54L193 55V53H192V56L193 57L192 56L190 57V62L188 61V63H187L186 60H184L185 57L183 55H180V53L183 51L182 48L179 49V50H182V51H179L178 50L179 51V54H178V51L177 50H175V52L173 51V53H176L177 52L176 54H171L170 51H172V50L169 49L170 58H171V55H175V56H172V58L175 57V59H176V57H177L181 62L178 63V60L176 59V62L178 64H180V65L176 66L177 63H176V65H174L175 62H174V64H171L173 62L172 61L173 59L171 58L170 61H172V62H170V61L169 62H170V65H172L171 67L172 68H175V70H174V72H168V71H171V70H168L167 72L170 73L169 75H172V73H174V76L176 77V81L174 83H176V82L178 83L179 82L178 84H181V86H179V91H176V89L174 91V88H175L176 84L175 85H172V87H171V84H169L170 86H168V85H166V84H168V82L166 83V81L163 80V79H162L163 81L161 80L163 82L161 84L159 82L160 80H157V79L160 78V77H158L156 79L157 81L154 80L155 81V85L152 84L153 82L151 83L152 85L150 84L152 88H153V86H155L153 88V90L155 89L154 92H156V93L154 94L155 95V97H154L155 100L153 102L152 101L149 102L150 100H153L152 98L151 99L149 98V100H147L146 97H145L146 99L143 97L144 98L143 100L140 99V98H138L139 97L138 95H141V91L143 92L142 86H144L147 83V81L145 79H143V82L144 81H146V82H144V85H142L141 87H139L140 86V83H141V80H140L141 79L140 78L141 76L140 75L141 74L143 75L144 73L148 74L149 72H148L147 69H146L147 71H145L143 73L137 72V71H139V69L142 70L141 69L142 66L146 67L145 63L148 62V60H150L151 57L148 59V56H147L148 54L146 53V50H147V48L148 49L151 48L149 46L152 45V44H150V45L148 44L147 45L148 46L147 48L143 44L144 46H140L141 49L139 48L140 50L138 49V52L137 51L135 52L136 55L134 57H132V56L134 55L133 52L135 50L132 52V54L130 55L129 58H128V56H127V58H125L126 60L131 61V63L129 62V64H132V62H133V66L136 67L134 70H137L139 68L136 71L137 74L135 73V75H137V79L135 80L136 81V85H137V83H139V86L137 85V87H139L138 89H136L137 88L136 86H133L134 84L132 82H134V81L131 80L132 81L131 82V85L133 84L131 87L132 88L134 87L135 88V91L136 90L137 91L138 90L140 91V92H137V96L136 97L138 99L134 98V95H133V97H131L133 93H131V96L129 95V97L131 98V100H133L132 103L134 102L136 104L135 105L133 103L135 105V107L137 106L136 107L137 109H136V108H134L133 104L131 105L129 103L130 106H131V108L133 107L132 109H134V110H131L130 109L129 111H131L132 115L133 116L135 115L137 118L135 116L134 117L132 116L131 117L132 120L131 119L128 120V123L130 122V125L128 124L129 126H127V127H129L131 131L128 130V129L126 130V132H129L130 131L131 133L133 131L132 134L130 132L129 133L131 134V136L134 137V138L132 137V139H135L134 141L132 140L133 141V146H134V142L136 143L135 146L138 145V146H136V150H137V148L141 147V149L139 148V150H143V152H142L143 154L146 153L144 151V149L145 150L147 149L146 151H150L151 153H153V154L149 155V157H151L153 155L157 156V157H154V158L151 157L152 159L149 158L150 161L151 160H154L155 158L157 160V158H158L157 161L158 162H161L162 163L161 164L162 166L164 165L163 166L164 168L160 165V167L157 170H159V169L162 170V168L163 169H170V168H168L170 166L169 165V162H173L174 161L173 163H175V161L177 162V161L183 160L182 162H184V163H181L182 166L179 163V167L177 168L178 170H176V172H175V175L177 176V178H179V179H175V182L176 181H179L180 182V179H182L181 180L182 182H184L183 180H185V181L187 180V182H188V180L191 181V182H193V181L195 182V180H196V182H197L198 178H196V177H197L198 174H201L202 173L201 175H203L204 172H205V174L206 173L208 174V171L207 170H209V171L210 170H213V174H210L208 178L206 177V175H203L204 176L203 179L205 178L204 179L205 182L204 183L202 182L204 184V187L202 186V188L204 189V191L198 196V198L196 197V199L197 200H202V201H204V200L209 201L208 199L213 200L215 198L214 199L215 201H213L214 203L210 201L211 202L210 204L213 203L212 205L209 204L207 207L204 206L205 208L204 209L202 208L201 209L202 211L199 210L200 212H197V213H195V211H193L194 215L192 216V218H191V215H190V219L191 220L190 219L189 220L186 219V221H188V223H189V221H191L190 222V225H192V227H194V228H192V227H191L192 229L190 227L189 228L191 230H194L195 232H193L191 230L188 231L187 230L188 228L186 229L185 225L188 226V223L187 224L185 223L184 225L181 224L182 225L181 227L183 228V226H184L185 227V230L184 231L183 230L182 231L180 230V232L183 233L185 231H188V232H186V235L188 234L189 237H192L193 238V236H194V238H195V234H196V231H197L196 226L199 223H201L200 229L202 231L201 232L202 235L201 234L200 235L202 236V238H200L201 236L199 235L198 239L199 238L201 239V240L199 239L200 242H199L198 239H196L195 241L198 240L196 243H202L203 244L202 246L205 245L206 248H207V250H208V252L211 253L212 257L215 256L216 262L219 259V261L217 262V264L219 262H221L220 264H224L226 261L228 263V261H229L228 259L229 258H231L230 261H233V263L232 262H229V263H232V264H237L235 262L237 260V258L238 259H241L242 261H245V259H247L246 257L249 256V255L246 256V254H249V252L251 250L254 251V252H253L252 255L249 256L250 257L249 260H252L254 258V261L255 260L256 261L261 260V262H258V263H261L262 264V261H263V264H264V234H263L264 231L261 232L263 230V228H264V161H263L264 159H263V157L261 158V155H260V158L263 159V160L258 159L259 158V154H260L259 152L261 151L260 148L262 147V146L259 147V145L264 144V88L258 82L260 79L249 78L250 79L249 81L247 79V83H249V89L246 90L245 92H243L242 95L239 98L236 99V98H232L231 97V95H232L231 94V88H232L233 84H231L229 81H227V82L224 81L221 76H219V75L217 76L218 77V82L220 83L218 85H221L223 87L224 91H225L224 106H223V110L221 109L222 110L221 111L222 112L221 114H224L225 115V113L229 112L230 109H233V108L240 109V107H241L240 110H244V112L237 113V114H233L232 116H230L232 118V122H233L234 128L233 129L232 128L230 129L229 134L231 133L232 135H236L237 137L240 138V133H242V134H244V133L246 134L247 132L252 133V139H251V141H252L253 147L254 148L256 147L255 150H258V153H259V154L257 153L258 158H255V159H257L259 161L261 160V162H258L256 160H252L251 159L252 158L251 156H250L251 158H248V157L233 158L234 160L228 159L226 157H221L223 155H226L225 151L223 153V151H222L223 149L221 148L224 145L221 144V142H220V144H218L219 143V140H218L219 138L217 139V142L216 141L214 142V138H215V140L217 138L215 136H218V135H215V133H217V132H216V130L214 131V128L213 127L216 126V125H218V124H221V123H218V121L219 122H222V120H223L224 117L222 116L223 117V118H221L222 120L220 119L221 116L218 115V113L220 111L219 108H218V110H216L218 112L215 113V110H214V109H216L215 96L213 95L214 96V101L212 100L213 99L211 97L212 95L210 96L212 99L209 100L210 102L208 101V99H210V98H208L209 97L208 93H211L212 94L213 93L212 92L213 90L212 91H208L209 89L207 87H205V88H207V90L205 91L207 94L205 92H202V93H205L206 95H208L207 98L205 99V97H206L205 94L203 95L201 93L202 94L201 95L202 97L200 96L201 98H199V100L201 99L203 102H204V100H207L206 103L204 102V104L206 105L207 103H209L211 105V108H208V107H210L208 105V107H206V109L204 110L202 108V107H204L203 106L204 104L202 105L203 102H201V100H200L199 101V105L200 106H196V105H198V102H196L197 104L196 103H193L194 106L197 107L195 109H201V110H199L200 112L198 110L197 111L194 110V106H193V108H190L189 107L188 109H192V111L194 110L195 112H199V113H201L202 110H203L204 111L203 112V115L206 116L207 115L206 113H208V114L211 113L209 111V109H212L214 107L212 110H213L214 114L215 115H218V116L215 117L214 114L212 113L213 116H214V118L212 117L213 118V121H210V117L208 115H207L208 117H206L207 119H203L202 120V117H199L200 115L198 116L197 114H199V113H197L196 114V116H197L196 118L199 117L201 119L200 120L198 118L200 121H198V119H197L198 122H195L194 121L192 124L188 125L189 127L187 128L186 131L183 130L184 132H182V133L179 132V134L177 133L178 131L177 132L175 131V133H177V134L174 133V135H173L174 137H171V135L174 132L173 131L174 130L173 129V126L178 129L179 127H176V126L178 124H181L180 122L181 121L183 122V120H184V119H181L183 117L182 116L183 115L182 114L183 113L182 107H184L185 105H187V103L185 102L186 104H184V102L182 101L180 104H178L179 103L178 101H181V99H183L185 97L186 98L188 97L187 98V102H188V101H190L189 96L196 98L197 95H198V97H199V93L202 90H204L203 89L204 87L201 88L203 84H201V83L197 84L199 81L201 82V80H199V81L198 80H196V81L194 80V79L198 78L196 76L199 75V77H201L202 79L206 76L204 78V80H205L209 76L208 75L209 74L208 73V70L210 71L211 68L212 67H215V66L216 67H220L221 65H223V63H225V62H227L228 60H231V59L232 60L233 59L234 60H237L238 62H240L241 64H244L245 66H250V64L253 61L258 62L260 59H263V61L261 60V63L264 62V58H261V54L259 53V50L260 49H264V43H263L264 41L263 42L261 41V39L264 40V38H263V36H264V25ZM35 25H37V23ZM6 26H8V25L6 24ZM53 26L56 27V28H54V32H55L54 34H57L56 37L58 35H60V36H58V38H61L62 37L60 33H63L64 32V35H66V34L69 33L68 30L65 29V27H63L59 23L57 17L53 21ZM3 27H5V25ZM162 27L165 28L166 26L163 24ZM180 27L182 29H180ZM60 28H62L61 29V32H58ZM250 31H253V30L250 29ZM157 33H159V32H157ZM199 37H197V38H199ZM30 38H31V36H29V40H30ZM25 39H28V37L25 38ZM32 39H33V37H32ZM56 40H58V39L56 38ZM191 40H192V42H191ZM39 41H41V40H39ZM151 41H153V40H151ZM33 42L34 43L29 42V41L28 42L26 41V43H29V45L32 44L33 45V48H36L37 47V46L35 47V45H37V44H35L36 43V40L33 39ZM145 44H147V43H145ZM22 45H24V44H22ZM32 45L31 46H28V47L29 48L31 47L30 49H33L32 48ZM41 45L39 44L40 47H41ZM155 45L157 46V44H155ZM177 45L178 46L179 45L181 46V43L180 44H177ZM26 46H27V44H26ZM110 46H112V45H110ZM156 46L152 47V50L155 48L154 50L157 51L156 50ZM25 47H24V49H22L21 46H19V48H17L15 51L9 53L10 58H9L8 61H10V59L12 58L11 59L12 62H14V60L15 61H19V63L22 62V63L25 64V65L24 64H22V65H24L26 68H28V65H29L28 63L32 59L35 58V53H37L35 50L37 49V51H38V48H36V49H34V51H32L34 53L33 54V53H31V50L30 49H27ZM158 47H159L158 50L160 49L159 51H162V48L160 46H158ZM122 48H124V47H122ZM108 49H111V48H108ZM120 49L117 52L118 54H120V56L118 57L119 60H120V57H123V55H124V54H122V51L124 49H121V51H120ZM191 49L189 51H192L193 50V49L192 50ZM126 50H127V48H126ZM132 50H128L129 51V54H130V52ZM167 50H166V52H167ZM149 52L151 53V49L149 50ZM32 54L34 55L33 58H32ZM37 54H36V57H37ZM43 54H41V55H43ZM118 54H116V55H118ZM126 54H127V52H126ZM155 55H157V54H154V57H155ZM49 56H47V58H50L51 57V56L50 57ZM150 56H151V54H150ZM163 56H161V54H160V57H163ZM165 56H167V55H165ZM168 56H167V58L169 60L170 58ZM5 57H7V55ZM124 57L122 58L123 60H125ZM154 57L151 58V59H154ZM130 58H131V60H130ZM36 59H35V61H36ZM45 59H46V57H45ZM155 59H154V61H155ZM161 60H163V59H161ZM161 60H159V62ZM165 60H166V57H165L164 61ZM150 61H152V60H150ZM32 62H34V60ZM161 62H163V61H161ZM157 63H158V61L155 62V64H157ZM163 63H165V62H163ZM150 64H152V63L150 62ZM159 64H162V63H159ZM182 64H185V66H183ZM148 65H149V63H148ZM165 65H166V63H165ZM170 65L168 63V65H166V66L168 67ZM18 66H21V65L19 64ZM129 66L132 68L131 65H129ZM152 66H154V65H152ZM160 66H162V65H160ZM186 66H188L190 68H186ZM256 67L258 68V71L257 72L260 73V76H264V66H262L261 69H259V67H260V63H259V65H257ZM75 69L78 70L77 67ZM186 69H188V70H186ZM191 69H193V70L191 71ZM143 70H145V69H143ZM172 71H173V69H172ZM186 71H188V72H186ZM193 72L194 73H197V74L196 75H193L192 74ZM50 73H47V74H44L43 75V77H42V83L43 84L41 83V85H43V87L46 86L48 89H50V91L48 92V94L43 91L44 92L43 94L45 95V97L42 94V98L44 97L47 100V105H44L43 106L44 108H42V109H44L43 111L46 112L45 115H42L43 117L45 116V118H43L42 116H41L42 117L41 118L40 117V114L38 116V113L36 112V110H33V109H36L35 108L36 105H38L40 103L42 105L44 104V102H43L44 99H40L39 98L41 95H39V97L37 95V97H36V95H34V94H31V96L32 97L33 96L36 97V98L34 97L36 99V102L33 101L32 99L30 100V103H32V104L35 103V104H33L34 108L32 109L29 106L28 107L30 109H32L33 111L36 112L35 115L37 116V118H35V116H33L34 113H33V111L31 112L30 109H29L30 112H29V110H27L29 113L26 112L29 115H27V114L24 115V113H23L20 116V118H21V120L22 119L24 120L25 119V116L27 115L26 118H28V120L26 119L27 121L25 120V122L22 120V122H23V125H25L24 123H26V122L30 123V125H29L30 127H32L33 124H34V122H35V124L33 126L34 128L33 127H32V129L30 128V131L27 130L28 131V135L30 134V132H31L32 135L35 134L36 131L34 129H36L35 126L38 125V124H36V122L39 123V122H41V121L44 120V123L46 124V125L45 124L44 125L47 126V127H51V128H53L52 125L55 122H57L58 125L63 126V130H61V131L55 130L54 128L52 129L55 132V135H56L58 141L60 139L63 140L64 138L69 137L70 139L73 140L74 143L77 144V146H75V145L72 144L67 149L65 148L64 153L60 157L55 156L56 158H53L52 157V159L50 160V158L47 155L48 153L45 150L46 145L44 144V142H43V144L41 146L42 148L41 147L38 148L41 145V143H42V141L40 142V139L42 140L41 135L39 136L40 138L37 135V133H39L38 131L36 132V135L37 136L34 135V137L36 139L38 137L39 141H38V139L37 140L35 139L37 141L36 142L37 143L36 145H39V144L40 145L38 147L37 146L36 147L34 146V148L36 150L39 149L40 151H41V149L42 150L44 149L45 150V151L43 150L44 152L41 151L43 155H44V153H47L44 156L41 154L40 151H38L37 153H35L36 150L34 152H32L31 150H32V147L33 146L31 147L29 145H25V144H28V143H31V145H33L34 144V141H35L34 140V137L31 135L33 139H31L30 142H29V140H26V137H25L26 135L22 133L24 131L23 129L26 128V126H28L27 125L28 123L25 126H23V129H22V126L20 127L19 125H17V128H18L17 129L16 126L14 125L15 123L13 122L14 124L12 125L11 124L12 122H10L9 125H6L5 126L6 127L5 128V133L8 132V135L9 136H12V134H14L16 136V139L13 137L14 135L12 136L13 138L11 137V140L12 139L14 140L13 142L15 143V145H14L15 146V149L17 148V149H19L21 151H23V150L26 149L25 152H20L22 154H19V151L18 152L17 151L15 152V155H14L15 158H13L14 159L13 163L18 162L20 164V169L19 170L22 169L23 172H25V174H27V175L29 174L30 178H28L25 174H23L25 176H24L23 180H20L22 178V176L19 173H17V172H20V171L19 170L18 171L15 170V169H18L19 165L17 164L18 167L16 168V163L15 164L12 163L13 164L12 165V169L13 170L9 167L10 168V169H8L9 172H7L8 173L7 180H9L10 182L9 181H7V182H9L11 184L13 181L16 180L15 183H17V182H19V180L20 181H24V179H27L28 178L30 180V182L29 181L28 182L31 185V182H33L32 181L33 179L37 178V180H38L39 177H42L44 175L45 177H47L48 187L50 186V188H52L53 191H57L54 188V183H55V180L57 179L58 176H59V178H58L59 179V184H61V183H64L65 182L64 179H65L66 176L68 178H72L73 180H76V179H79V178L84 177L85 176L84 173L88 174L86 172L87 170L85 169V166L83 165L84 162H87V161H84V159L86 160V158L88 157V154H87V157L86 158L84 157V155L86 153L85 150H87V148H88V143H87V139L88 138L87 137H88L89 134L93 133L96 130L107 129L108 125L111 122L116 121V120H113V119L116 118V115L117 114L115 113L114 115H112L113 118L110 117L109 121L111 120V118H112L113 121L111 120V122L108 123V125H107V123H105V125H106L105 127L106 128H102L104 126H102V127L99 126L101 128H98V126H96L94 124L91 125L87 119L85 120V118H82V119H78V118L77 119H74V118H76V115H75V113L72 112V110H68L65 113H60L59 110H58V93L57 92L59 90H62L64 92L69 91V92L72 93V92H75V91L81 90V89H78L79 87L78 88L77 87H71V86H68V85L63 84L60 80H57L56 79V76L55 75H51ZM74 73L75 72H73L72 74L74 75ZM135 75H133V76L136 77ZM4 76L5 77H8L10 79H12L14 77V75H13V73H12L11 70L7 71L4 74ZM190 76L192 77V80L193 81L191 80ZM146 77H148V75H146ZM177 77H179V78H177ZM219 77L222 78V79H219ZM148 78H149L148 80H150L149 82H151L150 77H148ZM153 78H155V75H154ZM166 78H169V77H166ZM172 78H173V75H172ZM177 79H179V80L177 81ZM170 82H172V81H170ZM200 84H201V86H199ZM119 86H121L119 81H115V82L113 81V83L111 82L109 85H107V84L106 85H104V84L101 85L99 87V89L101 91V94L98 95L97 96L98 98L96 97V99L94 97V99L95 100H98V101L101 100L102 102H104V100L105 101H107V100L108 101L109 100L111 101V99L113 100V98H116L118 96V95L116 96V94H118V92H117L118 90L117 89H119ZM122 86H123V84H122ZM89 88H90V90L93 89L92 86H89ZM146 88L149 89L148 86ZM171 88L173 89V91H171V92H174L175 94H172L170 92V89ZM144 89H145V87H144ZM180 89L182 90V92H180L181 91ZM29 90H30V88H29ZM29 90H27V91H29ZM184 90L188 94V96L185 95L186 93L183 95V91ZM20 92H21V94H19L18 91H17L18 94H16L14 92L15 95L12 94L13 92L11 94L8 93L10 96L8 94H6V93H5V95H3V93H0V95H1L0 96V106L2 104H4L5 106H7V105H9V106L13 105V107L15 109V107L18 105L19 108L21 107V113H22V110H24V109H25L24 111H26V109H28V107L26 106L27 107L26 108L24 106V104H28V105H31V104L29 103V99L28 100L26 99V97H28L27 96V93L24 91V93H26V96L24 98L23 97L24 95L22 94L23 91L21 90ZM151 92H153V91L151 90ZM30 93H31V91H30ZM56 93H57L56 99H54V98L51 99V95L52 94H56ZM178 93L181 95L182 98L180 97V95H179L180 98H178V96H177ZM28 94H29V92H28ZM119 94H120V92H119ZM122 94L123 93H121V96H122ZM135 95H136V93H135ZM152 96H153V94H152ZM119 97L120 96H118V98ZM120 98H122V97H120ZM130 98H128V100ZM39 99H40L41 102L39 101ZM122 99H124V98H122ZM134 99H136L135 100L136 102L134 101ZM175 99H179V100L176 102ZM197 99H195V100H197ZM195 100L191 98V101L189 103H191L192 101H195ZM128 102H130V101H128ZM175 102H176V104H174ZM212 102L215 105H213ZM41 104H40V106H42ZM14 105H16V106H14ZM22 105L24 106V109H23ZM201 105H202V107H201ZM9 106H7V109L9 108V110L7 111V113L8 112L11 113V109L13 108L12 106H11L12 108L9 107ZM18 106H17V108H18ZM31 107H32V105H31ZM186 107H188V106H186ZM217 107H219V106H217ZM4 109H5V107H4ZM7 109H5V110H7ZM126 109H128V106H127ZM40 110L41 109H38V112H40ZM113 111L114 110H112V112H111L112 114H113ZM132 111L133 112L135 111L134 113H136L137 115L134 114ZM192 111H190V112H192ZM206 111H209V112H206ZM114 112H117L118 114L121 113V112H119V108H117V110H115ZM131 113L128 112V114H129L128 118H130ZM30 114H31V117H30ZM10 115L8 114L7 116H10ZM193 115L195 116V113ZM203 115L201 114V116H203ZM28 116L30 117V120H29V117ZM110 116H111V114H110ZM118 116H122V114L121 115H117V117ZM125 116H127V114L124 115V118H125ZM205 116H204V118H205ZM32 117L35 118L37 121H35V119H33ZM39 117H40V120H38ZM31 118H32L33 121L31 120ZM30 121H32L33 124ZM69 121H71V122H69ZM120 121H121V119H120ZM120 121H118V122H120ZM125 123H127V120H125ZM214 123H216V124H214ZM119 124H117L116 126H113L112 125V127L117 128V126ZM121 124H120V126H121ZM11 125H12V127H11ZM7 126H8V128H7ZM9 126H10V129H9ZM124 126H126V125H124ZM131 126H132V129L133 130L131 129ZM168 126H170V129L172 127V130L171 131H167L166 132V133L169 132L168 135H170V137H169L171 139L170 141L166 140V139H168L167 138V134H165L164 131H163L165 129L167 130ZM178 126H180V125H178ZM13 127H15L17 131H14L15 128L13 130ZM112 127H111V129H112ZM20 128L23 130L22 132H21V130H19ZM216 128H217V126H216ZM6 129H9V131H6ZM26 129H29V128H26ZM179 129H181V128H179ZM182 129H183V127H182ZM182 129L180 131H182ZM10 130H11V133L12 134L10 133ZM38 130H40V127L38 128ZM162 131L164 133V134L162 133V135H164V136L166 135V138H164L165 140L163 139L165 141V142L163 141L164 145L163 144L161 145V143L158 144L159 142H156L155 141L157 139L155 137H158L157 136L158 133L161 135V132ZM18 132L21 133V134L18 135ZM25 132H26V130L24 131V133ZM5 133H3V134L5 135ZM16 133H17V135H16ZM4 135H3V137H4ZM6 135H7V133H6ZM8 135L6 137H4V139L5 138H8L10 140V137ZM17 136H18V138H17ZM22 136H24V137L22 138ZM175 136H177V137H175ZM27 137L29 139V136H27ZM160 138H163V136H161ZM160 138H159V140H160ZM8 139H6V140L8 141ZM10 141H9V143H10ZM31 141H33V142H31ZM166 142H168V143L166 144ZM213 142L215 144H217V145H220V147H219L220 150L217 149L218 147L216 149L214 148L215 150L213 149V147H216L217 146V145L214 146L215 144H213ZM10 144L11 145H9V146H11L12 148L10 147L9 151L12 152V150L14 149V147L12 146L13 145L12 141H11ZM212 144H213V146H212ZM254 144L255 145H258V148L259 149H257V146H254ZM19 145H22L23 147L25 146V149H23V150L20 149V148H23V147H20L19 148ZM43 145H45V146H43ZM79 145H80V149L78 148ZM26 146H28V148L31 147V150L30 151L32 152V154L35 153V155H36V154L39 153L41 155L40 157H45L46 156L45 159L44 158H39V157L38 158L31 159V160L27 159L28 158V155H29V153L27 151L30 148L27 149ZM7 148H9V147H7ZM74 148L75 149L77 148V156L76 157H74V154L72 152V149H74ZM128 149H123L122 151L120 150V153L119 154L114 153V155H110V157L111 156H114V158H117L115 160H114V158H113V160L109 159L110 157H108V155L106 154L107 152L104 153L106 155H104L102 153L103 155L100 154L96 158L94 157L95 159L94 160L92 159L93 162H91V159H89V161L91 163H93L95 166L99 165L100 166L99 168H103L102 166H105L108 170L106 169L105 171L101 172L99 175H97V176L93 175V177H92V181H93V185H94V188L92 190L93 192H92L91 196L83 202V206H81L85 210L82 219L86 222V224H88V223H95V222H88V221L94 220L95 219V215L97 216V209H95L94 203L97 204L99 202V198L96 201L95 200H92L91 201V198H95V197H97L99 195H103L104 193L110 194V191L108 189L106 190L103 187L106 178L110 174L111 175L112 174H115L114 183L122 184L124 182L131 181L132 182L131 183V186H130L131 188L136 185L135 174L131 172L130 164H129L130 161L132 160L130 158H133L134 156L133 157H130L131 153H130V151H128ZM131 149H132L131 150L132 152H134L135 154H137L136 157H138L137 159H139V157H140L139 155L140 154L142 155V153L139 152L140 153L139 154L135 149H133V147ZM211 149L214 150V151H212ZM133 150H135L136 152L133 151ZM216 150H217V152H216ZM218 151H220V152L218 153ZM3 152H4V149H3V147L0 144V161H3L5 159L4 158L5 155L3 154ZM263 152H264V150L261 151V153H263ZM26 153H28V155ZM250 153H252V152H250ZM16 154H19V156L16 157ZM218 154H220V155L223 154V155H221L219 157ZM147 155H148V153H147ZM30 156H32V155H30ZM37 156H39V155H37ZM262 156H264V153L262 154ZM24 157L27 159V161H25L26 159ZM33 157H34V155H33ZM33 157H31V158H33ZM136 157H134V158H136ZM143 157H146V156L145 155L144 156L142 155V158L140 157L141 158L140 160H144ZM229 158H231V157H229ZM47 159L50 160V163H45V162H47ZM134 160L136 161V159H134ZM156 160H154V162H156ZM137 161H136V163H137ZM150 161H147L146 160V162H148L149 164H151ZM139 162H141V161H139ZM143 162H144L143 164L145 166L146 165H149L145 161H143ZM42 163L43 164L45 163L46 165L44 166ZM40 164H42L44 167H46V169H48V166L47 165L51 164L52 167L51 166L50 167L52 169L51 170L48 169L49 172H48V170L45 171V168L42 167V165H40ZM155 164L158 166L157 163H155ZM166 166H168V167L165 168ZM172 167H174V165ZM172 167H171V170H172ZM54 169H56V171H54ZM126 169H128V174H125ZM6 171H7V167H6ZM164 171H167V170H164ZM173 171H175V170H173ZM232 171L233 172L234 171L242 172L243 178L233 175ZM20 173H22V172H20ZM43 173H45V174H43ZM41 174H43V175L42 176H39ZM164 174H166V173H164ZM81 175H84V176L81 177ZM169 175H172V174H169ZM175 175L173 174L174 177H175ZM166 176H167V174H166ZM19 177H21V178H19ZM25 177H27V178H25ZM18 178H19V180H17ZM167 179H168V177H167ZM35 181H36V179H35ZM23 183L26 184L27 183V180H25V182H23ZM4 184H6V182H5L4 178H3V175H1L0 176V190L4 186ZM17 185H20V184H17ZM22 185H20L19 187H16V188H21ZM23 186L22 187L24 188V191L27 192V189H25V188H28V187L27 186L25 187V185H23ZM28 186H29V184H28ZM33 186L34 185H32V187ZM4 187L6 189V186H4ZM12 187L15 188L14 186H12ZM32 187H30V188H31V190L33 192ZM16 188L13 189V190H12V188H10L8 191H6V192H8V194L6 193L8 196L6 197V195H3V197L5 196V199H3L2 204L4 205L3 207L6 208L7 211L9 209L11 211L10 213L13 212L14 213L13 215L14 216H17V218H18L19 215H21V213L24 216L23 217L21 215V218L23 217V221L21 219L20 220L19 219L17 220L18 222L19 221H22V222H19V229L22 227L21 230H20L21 232L20 231L15 232L14 236L17 235L18 237L16 236V238H14L12 236L13 237V240L11 239L12 242H9V240H8V244L9 243H12L11 251L13 252L12 255L14 256V258H16V259L19 258V260L20 259H23V260L26 261V259H28V257H31L30 255H32L34 257H38V256L40 257L43 254V251H42L43 249L42 248L44 247V245H43V242L44 241H43V239L41 237V234H40V231H39L40 225H37V222L38 221L35 220L36 218L35 217L30 218L29 217V219H26V221H24L25 214L27 213V212L26 213H23V211L25 209L24 207H26L24 204L25 203L27 204V202L29 204V203H31V201L30 202L29 201L26 202L25 200H26L27 197H25V196L22 195V193L24 194L25 192L24 191L23 192H20V191H18L20 189L17 190ZM131 188H129V191L127 192V194H129V192H132ZM5 189H3V190L5 191ZM22 189H21V191H22ZM3 190H1V194H5V192ZM121 191L123 192V190H121ZM2 192H4V193H2ZM32 192L30 191L29 193L31 194ZM35 193L36 192L34 190L33 195L31 194L32 197H34V198H36ZM26 194H27V196L30 195V194H28V192L25 193V195ZM40 194L41 193L39 192V196H40ZM123 194L125 195V193H123ZM124 195H123V197H124ZM129 196L130 195H128V197ZM123 197H122V194H119V195L116 196V199H117V201H119ZM70 200H68L65 203H63L64 206H65V204H67L69 202L70 203H73L74 200L72 202ZM232 200L233 201H236V202L242 203L245 206V208H244V206H242V205H240L238 203H236V205L237 204L240 205L245 210L242 211V208H240V206H239V208L241 209V210H239L240 212L239 211H236L237 208H235V206H234V208L232 207L233 206V203L230 204V201H232ZM0 201H1V199H0ZM77 201H78V199L75 200V203H74L75 205H76ZM32 202H34V200H32ZM80 204H81V202H80ZM0 205H1V202H0ZM75 205L72 204V206H75ZM152 205H151L152 207L150 206L151 207L150 208L151 210L155 206V204H152ZM64 206H61V208H60L61 209V212L63 211L62 212L63 214L61 215L63 218L60 215L59 216H60V218L65 219V221H66L67 218L69 219V217L72 216L73 209H75L76 207L75 208L72 207L73 209H71L72 210L71 211V210H69L71 208V207H69V205L66 206V207H69V208H66ZM132 207H133V205L131 206V208ZM155 207L158 210L160 209V206H159V208H158V206H155ZM155 207H154L155 211H154V209L152 211L155 212L158 215L159 212H157V210H156ZM128 208H130V206ZM163 208H167V207L166 206H163L162 209ZM67 209L69 211H71L69 215H68L69 212H66L67 213L66 215L64 213L65 210L68 211ZM162 209L159 210L161 212V214L162 213H165V210H166V209L165 210L163 209L164 211L162 212ZM130 210H132V211L131 212H127L126 209L124 210V215H123L122 221H121V223L118 224V227H119L117 229L118 230V239H119L118 241H120L119 242L120 243L119 249H122L121 254H120V257H119L118 264H138V262L141 260V257L140 256H142V254H144V253L141 254V252L144 251V250L145 251H149V246L148 247L146 246L147 244H145L144 250H142L143 248L141 246H143V245H141L140 246L141 247V249H140L141 252L140 253L137 252V254L140 257V260H138L139 258L136 259L134 255L132 256L131 253H130L131 251L130 252L128 251V245H129L128 244L129 243L128 241H130V239L132 238L130 235H134L135 236L138 232H140L139 231L140 229H139V226H138V222H137V218L135 217L136 214H134V211L135 210L134 209H130ZM4 211H5V209H4ZM25 211H26V209H25ZM169 211H167L169 214L167 213L166 215H162L161 217L160 216H157L156 214H154V215L157 216V220L155 219L156 222L154 221L155 223L152 224V226L150 228V231H147V233L150 232V234H151V235L149 233L147 234L148 236L150 235L149 240H148L147 243L151 245L150 248L154 246L153 244H155V246H156V244H158L157 247H156V249H152V250L153 251L156 250L155 251L156 254L157 253H160L161 255H158V254L156 255L155 252H154L155 256L154 255L149 256V258H147V259L144 260V262H143L144 264H180V260L181 259H179L177 256L173 255V256L170 257V255H169L167 258L166 257L165 258H162L163 257L162 254L165 253L164 250L162 249L163 252H161V251L159 252L158 251V250H160L158 247H163L164 248V244L166 243V241L168 240V238L170 236V231L169 230L171 229V231H172V229H174V227L173 228L171 227V225L173 223L172 220H173L174 217H172L173 215L170 216L172 213H171V211L170 212ZM59 212H60V210H59ZM99 212H102V209H99ZM32 215L34 216L33 213H32ZM65 216H66V218H65ZM158 217H159V219H158ZM176 217L174 219H176ZM71 218L72 219H69V221L71 220V222L73 223L74 222V221H72L73 220V217H71ZM5 219H6V221L3 220V219H1L0 226H1V222H2V226L4 224L7 225V223H9V221H7L8 219L7 218H5ZM13 219L15 220V218H13ZM13 219H11V220H13ZM62 219H61V221H62ZM17 221H15L14 224H16ZM47 221H48L47 222L48 225H46V226L48 227L49 230L51 229L54 232V234L52 235L51 238L52 239H55V240H56V238H58V240H59L60 239V233H58L59 236H57L58 235L57 234L58 227H57L56 223H54L53 220L52 221L47 220ZM65 221H63V222H65ZM69 221H66L67 223H65V225H67L69 223L70 227L73 226V224H70L71 222H69ZM11 222H13V221H11ZM176 223H177V221H176ZM173 224L174 225H172V226H175V221H174ZM6 225L4 226V229H3V227L0 228V229H3L2 232L3 231L5 232ZM69 225L67 227V228H69V230L68 229H66V230L69 231V233H70L71 229H70ZM17 226H14V228L17 229ZM8 227L9 226L7 225V228ZM175 228H179V227H175ZM175 231H177V229ZM173 232H174V230H173ZM189 232H192L193 233V234L191 233L192 236L190 235ZM18 233H20L19 234L20 236L18 235ZM144 233L146 234V232H144ZM0 234L3 235L5 233H0ZM145 234H143V235H145ZM179 235H181V236L184 235L183 237L186 236L185 234H179ZM5 236L7 237L6 234H5ZM188 236H186L187 239H191V238H188ZM90 237L91 236H89V238ZM146 238H148V237L146 236L145 239H144V241L146 240ZM86 240H88V239H86ZM193 240L194 239H192V241ZM3 241H5V240H3ZM188 241H190V240H188ZM0 242L2 243V241H0ZM101 242L102 241L100 240V241H96V243H95V245L97 243L99 244V247L97 246L99 249H101L100 246L103 244V242L102 243ZM163 242H165V243L162 245ZM84 243L86 244L87 242L84 241ZM196 243H195V245L197 247V244ZM258 244L260 245V248H258ZM191 245H192V243H191ZM10 246H11V244H10ZM192 246H194V244ZM192 246H191V248H192ZM8 247H9V245H8ZM45 247L47 249L46 244H45ZM146 247L148 249H145ZM129 248H131V247H129ZM157 248H158V250H157ZM256 248L258 250H256ZM261 248H262V250H261ZM46 249L44 248V251ZM196 249H197V251H196ZM253 249H255V250H253ZM152 250H151V252H152ZM190 250H189V253H190ZM193 250H195V251L192 252V253H195L197 255L196 252H198V256H200V258H201L202 255H199L200 254L199 253V249L198 248H195ZM207 250H206V252L204 251L203 253H207ZM259 250H261V253H260ZM81 251H83V250H81ZM84 252H85V250H84ZM84 252H78L77 251V253H74V256H71L72 257L71 258L72 260H71V263L70 264H90L89 262L92 259L91 256L90 257L88 256V255H90V253L88 254V252L87 253H84ZM147 253H149V252H147ZM242 253L245 254V256H241ZM8 254H9V248H8ZM39 254H41V255H39ZM144 255H148V254H144ZM203 255H205V254H203ZM10 256H11V253L9 254L8 257H10ZM42 256H44V254ZM39 257H38V260H39ZM233 257H235L234 258L235 261L232 260ZM40 258H44V257H40ZM198 259H199V257H198ZM205 259L207 260V258H205ZM209 259H210V257L208 258V260ZM15 260H13V261H15ZM200 260L201 259H199V261ZM17 261H18V259H17ZM104 261H106V260H103V262ZM201 261H200V264L202 263ZM20 262H21V260H20ZM93 262L94 261H91L92 264H94ZM103 262H102V264H108L110 262V260H109V262H105V263H103ZM245 262H247V261H245ZM250 262L251 261H249L247 263H250ZM252 262H253V260H252ZM240 263L242 264L241 261H240ZM240 263H239V260H238V264H240ZM247 263H244V264H247ZM255 264H257V263H255Z\"/></svg>","mask_w":264,"mask_h":264}]
</instances>
